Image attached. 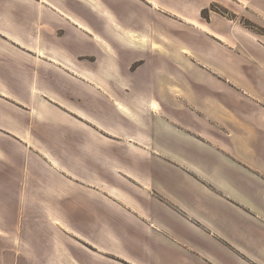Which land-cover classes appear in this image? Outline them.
I'll list each match as a JSON object with an SVG mask.
<instances>
[{
  "label": "crops",
  "instance_id": "1",
  "mask_svg": "<svg viewBox=\"0 0 264 264\" xmlns=\"http://www.w3.org/2000/svg\"><path fill=\"white\" fill-rule=\"evenodd\" d=\"M232 2L0 0V264H264V0Z\"/></svg>",
  "mask_w": 264,
  "mask_h": 264
},
{
  "label": "rangeland",
  "instance_id": "2",
  "mask_svg": "<svg viewBox=\"0 0 264 264\" xmlns=\"http://www.w3.org/2000/svg\"><path fill=\"white\" fill-rule=\"evenodd\" d=\"M225 1H228V3H229V5H230V7H231V9H232V11H244V9L242 8V7H240V6H237L235 3H233L232 2V0H225ZM215 4V3H214ZM213 4V5H214ZM212 5V8L214 9V10H216V11H218V12H226L225 11V9L224 8H222L219 4H217V5H215V6H213ZM245 12V11H244ZM232 13V12H231ZM231 13L229 12V15H231ZM237 13V12H236ZM204 15H205V13H203ZM238 14V19H240V17H242L239 13H237ZM232 16H236V14L235 13H232ZM72 17V16H71ZM74 17H72V19H73ZM75 19V18H74ZM77 20V19H76ZM256 25H258V29H256V31L257 32H259V33H264V27H262L261 25H259V24H257L256 23Z\"/></svg>",
  "mask_w": 264,
  "mask_h": 264
},
{
  "label": "trees",
  "instance_id": "3",
  "mask_svg": "<svg viewBox=\"0 0 264 264\" xmlns=\"http://www.w3.org/2000/svg\"><path fill=\"white\" fill-rule=\"evenodd\" d=\"M203 13H205V10L203 11ZM240 21H241L246 27H248V28H250V29H252V30H254V31H256V29L259 28L258 25H256L254 22H252V21H250V20H248V19H246V18L241 17V18H240Z\"/></svg>",
  "mask_w": 264,
  "mask_h": 264
}]
</instances>
